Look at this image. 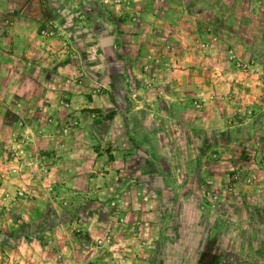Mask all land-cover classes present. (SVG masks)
Instances as JSON below:
<instances>
[{"label": "rangeland", "instance_id": "rangeland-1", "mask_svg": "<svg viewBox=\"0 0 264 264\" xmlns=\"http://www.w3.org/2000/svg\"><path fill=\"white\" fill-rule=\"evenodd\" d=\"M23 9L70 61L57 89L85 96L77 121L47 123L99 131L102 148L84 139L111 160L121 140L126 162L100 171L97 210L65 209L64 180L0 100V264H66L54 232L80 238L57 228L72 216L105 225L74 264H264V0H0V38ZM117 112L138 126L120 130Z\"/></svg>", "mask_w": 264, "mask_h": 264}, {"label": "crops", "instance_id": "crops-1", "mask_svg": "<svg viewBox=\"0 0 264 264\" xmlns=\"http://www.w3.org/2000/svg\"><path fill=\"white\" fill-rule=\"evenodd\" d=\"M9 15H6V18L12 20L13 24L11 26L7 25L2 29V37L0 38V48L4 49L2 51V62H4V65L1 72L3 77L0 79V100L2 105L6 106L8 104L11 110L20 111L24 115L25 126L23 130L36 140L40 152H43L47 162L52 163L51 168L54 172L55 180H64V188L70 196L68 198L69 203L67 202L68 207H65V209L72 211H75V209L97 210L98 206L103 205V203L92 201L88 198L100 199L101 193L107 190L98 188L102 168H108L111 171L112 168L119 169L124 166L126 159L123 146L119 144L121 140H113L114 145L117 146V156L115 160H111L105 155H98L99 152L103 151L99 148L93 149V140L86 141L84 139L85 136L88 137L89 135L95 137L97 142L101 143L100 148H102L106 138L103 137L101 139L102 135L99 131L95 133L89 126L79 122V126L72 125L69 129L70 131L64 133L62 132V127L57 124L55 117L51 120L49 119L47 123L46 120L50 118V115H47L48 113L53 116L54 114L68 112L71 115L70 121H77L79 116L74 118L72 116L78 113V105H80L82 98L85 96L69 91L62 92L57 89L58 85L63 81L61 80L62 74L69 70L70 61L61 56L49 54V49L54 52L59 48L55 46L54 38L49 41L46 39L42 41L43 38L37 34L36 27L32 24L37 19L40 21L43 19L42 13L34 11L32 14L30 11L23 9L17 11L16 14L10 13ZM49 42L52 46H50ZM0 65L2 64L0 63ZM11 66H13V69L8 68ZM61 98L69 100V103L66 102L69 105L68 107L65 108L58 103ZM101 98V101H105L107 96H102ZM89 104L94 105V102L90 101ZM96 107H99V105ZM40 113L42 115L41 121L35 118ZM84 113L86 111L81 112V114ZM131 114L132 112L128 114L117 112L118 118L122 119V123L120 121L118 125L120 130L125 128L129 132L131 127L138 126L136 123L137 119L134 122L129 117ZM43 115L48 117L44 118ZM83 117L84 115H82ZM58 121L62 122L63 118L60 116ZM63 124L65 123L61 125ZM88 129L91 130V134ZM118 137L123 139L122 134ZM125 143L127 144V141ZM16 144L19 145L18 143ZM113 152L115 151L110 153ZM111 172L105 175L108 179L114 177ZM134 176L135 174H131L130 177ZM112 224L116 227V229L112 230L114 235L122 236L124 239L126 235H130L119 231L120 224L117 220L113 221ZM62 225L67 228L79 225L83 230L78 235L80 238L75 239V236L70 234L69 230H66L67 233L64 235L58 228ZM57 228L58 232H54V242L71 243L70 247L66 246V264H74V254L80 253L79 255L88 256L91 253L90 249L85 248L83 245V242L89 241V236L95 238L105 233V225L96 217L72 216L64 221H58ZM55 253L56 257H58L61 252L55 251ZM130 254L134 253L130 252ZM56 264H62L61 260H58Z\"/></svg>", "mask_w": 264, "mask_h": 264}]
</instances>
